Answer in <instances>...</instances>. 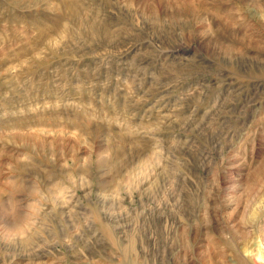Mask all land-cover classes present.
<instances>
[{
	"label": "rangeland",
	"instance_id": "1",
	"mask_svg": "<svg viewBox=\"0 0 264 264\" xmlns=\"http://www.w3.org/2000/svg\"><path fill=\"white\" fill-rule=\"evenodd\" d=\"M264 254V0H0V264Z\"/></svg>",
	"mask_w": 264,
	"mask_h": 264
},
{
	"label": "bare ground",
	"instance_id": "2",
	"mask_svg": "<svg viewBox=\"0 0 264 264\" xmlns=\"http://www.w3.org/2000/svg\"><path fill=\"white\" fill-rule=\"evenodd\" d=\"M237 264H264L262 249H252L249 255H241L238 251L234 254Z\"/></svg>",
	"mask_w": 264,
	"mask_h": 264
}]
</instances>
